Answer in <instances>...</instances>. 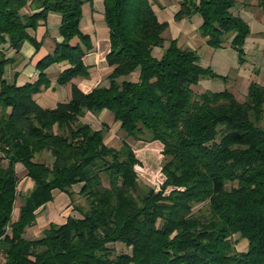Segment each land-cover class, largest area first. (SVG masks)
I'll return each mask as SVG.
<instances>
[{
	"label": "trees",
	"instance_id": "16d2710c",
	"mask_svg": "<svg viewBox=\"0 0 264 264\" xmlns=\"http://www.w3.org/2000/svg\"><path fill=\"white\" fill-rule=\"evenodd\" d=\"M254 1L264 11V0H181L174 20L200 16L206 44L229 42L244 65L252 29L238 9ZM87 2L0 0L1 264H264V83L251 82L243 102L229 89L196 94L203 79L228 76L178 39L166 44L170 24L156 13L159 0H104L107 84H73L89 78L95 49L81 25ZM51 13L61 15L62 41L36 63L38 78L18 86L7 69L26 41L38 53L30 31ZM55 64L67 66L58 84H71V98L49 109L35 96L51 87ZM104 111L125 134L119 148L106 144L107 124H93ZM127 139L159 144L160 169L146 167ZM20 166L33 187L14 219ZM75 187L84 204L26 238L54 192L74 204ZM243 240L248 248L239 251ZM116 244L131 253L118 254Z\"/></svg>",
	"mask_w": 264,
	"mask_h": 264
},
{
	"label": "rangeland",
	"instance_id": "374dc122",
	"mask_svg": "<svg viewBox=\"0 0 264 264\" xmlns=\"http://www.w3.org/2000/svg\"><path fill=\"white\" fill-rule=\"evenodd\" d=\"M180 1L181 0H159L155 8L159 19L163 21L162 19L166 18L167 22L172 25L163 35L166 44L178 35L176 27L178 24L175 23L177 21H173V15H175V10L178 8L177 4H179ZM241 8L242 6H240L238 10H241ZM245 14L244 15L248 18H252L250 26L254 35H252V37H250L251 39L246 43L247 63L244 65L239 64L238 55L230 47L229 42H226L222 49L215 50L206 44V40L200 35L199 31L189 35L182 34L180 36V46L197 51L203 66L211 67L216 73L228 76L227 83L219 79H203L197 87H194L196 94H201L205 91H222L224 89H229L235 94L239 101L243 102L246 99L248 87L251 82L264 83V11L259 8L257 2L254 1L253 8L250 12ZM192 21V24L198 26L201 25L202 22L200 16L193 17ZM189 24L191 26V23ZM161 54V49L155 51V55L161 56ZM103 75L99 83L103 82V84H107V75ZM104 112L93 124H95L96 128L100 127L101 122L107 124L109 126V131L106 135L105 142L109 146L119 148L126 138L125 134L121 131L119 123L114 121L113 115L108 111ZM89 121L93 122V119L89 117ZM126 141L134 147L139 159L146 167L152 171H158L160 169L163 160L159 154V144L147 146L145 143L135 142L133 139H127ZM42 159H46L47 161L49 157L44 155ZM38 160H40V158H38ZM18 174L21 179L19 185L20 196L16 204L14 219L17 218L19 207L21 206V197L28 193L33 187V182L27 177L24 167L20 166L18 168ZM144 183L151 185V182L146 179H144ZM74 190L76 192L74 204L71 203V200L65 194L55 192L54 202L39 211L36 224L27 230L25 237L29 239L38 238L42 231L48 227L50 222H55L57 224L64 223L66 218L72 214L73 205L79 203L84 204V199L78 194L79 188L75 187ZM44 219H46L44 223H41L40 221ZM247 246V241L243 240L238 244L237 248L239 251H246L248 248ZM113 247L118 254L131 253L130 249L121 244L113 245Z\"/></svg>",
	"mask_w": 264,
	"mask_h": 264
},
{
	"label": "crops",
	"instance_id": "0c3cea01",
	"mask_svg": "<svg viewBox=\"0 0 264 264\" xmlns=\"http://www.w3.org/2000/svg\"><path fill=\"white\" fill-rule=\"evenodd\" d=\"M177 6L178 8L175 10L174 14H177V12L179 11V4H177ZM252 8L253 6L249 9L242 7L241 10H238L240 16L247 23H249V25L250 22H252V18H248L247 16H245V13L250 12ZM25 12L27 14L34 13L29 7L25 8ZM174 16L175 15H173V17ZM162 20L164 22H167L166 18H163ZM173 21L175 22L174 19ZM192 22V19H183L179 22H175L178 24L176 26L178 30V35L174 39H178V41H180L179 38L182 34L189 35L193 32L198 31L200 25H194L192 24ZM189 23H191V26ZM60 25L61 15L51 13L48 16V21L45 25L39 26L38 29L35 31H30L31 36L35 37L38 42H41V48L37 53L35 46L31 42L26 41L23 44L19 55L16 57V61L7 69V78L9 81L15 82L18 86H24L25 84L34 81L38 78L40 72L36 68V63L45 55L51 53L54 50L56 42L60 43L62 41V37L59 33ZM81 25L83 32L92 37L95 49L86 59L87 65L90 67L89 78H76L73 80L72 83L76 85H85L86 87L92 88L100 84L99 82H101V78L102 76H104L103 74H105V76H108L111 71V69L107 66V63L104 60L110 48L109 29L104 20V0H92V2H87L85 4ZM171 26L172 25H170L169 28H171ZM252 35H254L253 31L250 37H252ZM250 37L247 39V41L251 39ZM9 56L14 57L15 52L11 51L9 53ZM66 68V64H55L47 70V73L51 80V87L35 96L36 101L42 107L54 109L59 103L66 102L71 98V84H68L67 86H61L58 84L59 75ZM101 115L99 117H101ZM45 220L46 219L40 222L44 223ZM51 223L55 222H50L49 224Z\"/></svg>",
	"mask_w": 264,
	"mask_h": 264
},
{
	"label": "built area",
	"instance_id": "2783aa9c",
	"mask_svg": "<svg viewBox=\"0 0 264 264\" xmlns=\"http://www.w3.org/2000/svg\"><path fill=\"white\" fill-rule=\"evenodd\" d=\"M4 262H5L4 258L0 256V264Z\"/></svg>",
	"mask_w": 264,
	"mask_h": 264
}]
</instances>
